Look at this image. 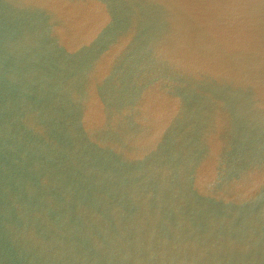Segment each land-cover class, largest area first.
Instances as JSON below:
<instances>
[{
  "label": "water",
  "instance_id": "1",
  "mask_svg": "<svg viewBox=\"0 0 264 264\" xmlns=\"http://www.w3.org/2000/svg\"><path fill=\"white\" fill-rule=\"evenodd\" d=\"M0 264H264V0H0Z\"/></svg>",
  "mask_w": 264,
  "mask_h": 264
}]
</instances>
